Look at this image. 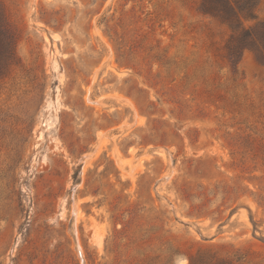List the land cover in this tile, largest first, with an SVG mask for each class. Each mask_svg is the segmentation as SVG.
Returning a JSON list of instances; mask_svg holds the SVG:
<instances>
[{"label": "rangeland", "instance_id": "1", "mask_svg": "<svg viewBox=\"0 0 264 264\" xmlns=\"http://www.w3.org/2000/svg\"><path fill=\"white\" fill-rule=\"evenodd\" d=\"M200 2L0 0V264H264V61Z\"/></svg>", "mask_w": 264, "mask_h": 264}, {"label": "trees", "instance_id": "2", "mask_svg": "<svg viewBox=\"0 0 264 264\" xmlns=\"http://www.w3.org/2000/svg\"><path fill=\"white\" fill-rule=\"evenodd\" d=\"M257 0H201L199 10L202 14L211 16L225 24L231 31L230 39L226 45L227 56L236 60L245 50L256 54L257 58L264 61V28H246L244 22L254 19V10ZM0 31L7 40L12 35L7 32L6 17L0 3ZM6 58L12 57V52L7 51ZM1 72V69H0ZM190 264H197L191 262Z\"/></svg>", "mask_w": 264, "mask_h": 264}]
</instances>
